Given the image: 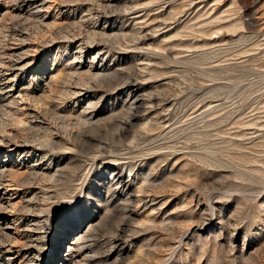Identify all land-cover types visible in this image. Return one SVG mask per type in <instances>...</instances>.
Masks as SVG:
<instances>
[{"label": "rangeland", "instance_id": "rangeland-1", "mask_svg": "<svg viewBox=\"0 0 264 264\" xmlns=\"http://www.w3.org/2000/svg\"><path fill=\"white\" fill-rule=\"evenodd\" d=\"M67 254L264 264V0H0V264Z\"/></svg>", "mask_w": 264, "mask_h": 264}, {"label": "bare ground", "instance_id": "bare-ground-1", "mask_svg": "<svg viewBox=\"0 0 264 264\" xmlns=\"http://www.w3.org/2000/svg\"><path fill=\"white\" fill-rule=\"evenodd\" d=\"M9 171V170H8ZM9 173V172H8ZM10 174V173H9ZM119 185V184H118ZM138 200V199H137ZM142 204V203H141ZM87 233V232H86ZM87 235V234H86ZM85 235V236H86ZM81 237H82V235H81ZM78 238V237H77ZM83 238V237H82ZM85 238V237H84ZM79 240V239H78ZM78 240H76V241H78ZM80 241V240H79ZM81 241H82V239H81ZM16 242V241H15ZM72 250V249H71ZM72 252V251H71ZM77 253V252H76ZM68 255V254H67ZM68 258L70 259V260H72V261H74L75 260V263L76 264H85L86 262L85 261H83V260H81L80 259V256H77V255H71V254H69L68 255ZM90 258V257H89ZM85 260H86V258H84ZM93 260V259H92ZM71 261V262H72ZM89 262V261H88ZM87 262V263H88Z\"/></svg>", "mask_w": 264, "mask_h": 264}]
</instances>
